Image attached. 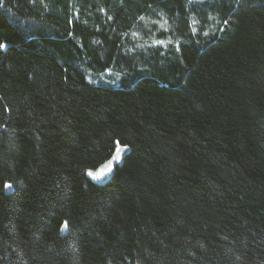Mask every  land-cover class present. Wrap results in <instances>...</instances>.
<instances>
[{
	"label": "trees",
	"instance_id": "1",
	"mask_svg": "<svg viewBox=\"0 0 264 264\" xmlns=\"http://www.w3.org/2000/svg\"><path fill=\"white\" fill-rule=\"evenodd\" d=\"M0 44V264H264V0H0Z\"/></svg>",
	"mask_w": 264,
	"mask_h": 264
},
{
	"label": "water",
	"instance_id": "2",
	"mask_svg": "<svg viewBox=\"0 0 264 264\" xmlns=\"http://www.w3.org/2000/svg\"><path fill=\"white\" fill-rule=\"evenodd\" d=\"M128 151L129 148L127 146L117 145L108 159L95 168L87 169V177L96 184L105 183L112 176L116 164L121 162L122 157H124ZM10 189V184H7L6 191H10ZM61 231L62 233L66 232L65 223L61 226Z\"/></svg>",
	"mask_w": 264,
	"mask_h": 264
},
{
	"label": "rangeland",
	"instance_id": "3",
	"mask_svg": "<svg viewBox=\"0 0 264 264\" xmlns=\"http://www.w3.org/2000/svg\"><path fill=\"white\" fill-rule=\"evenodd\" d=\"M108 73L101 74L100 76L96 77V80L98 81H105L108 78Z\"/></svg>",
	"mask_w": 264,
	"mask_h": 264
},
{
	"label": "snow or ice",
	"instance_id": "4",
	"mask_svg": "<svg viewBox=\"0 0 264 264\" xmlns=\"http://www.w3.org/2000/svg\"><path fill=\"white\" fill-rule=\"evenodd\" d=\"M3 47H5V45L4 44H0V48H3ZM6 187H7V185H6ZM67 226V222H65V227Z\"/></svg>",
	"mask_w": 264,
	"mask_h": 264
}]
</instances>
